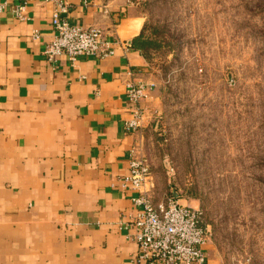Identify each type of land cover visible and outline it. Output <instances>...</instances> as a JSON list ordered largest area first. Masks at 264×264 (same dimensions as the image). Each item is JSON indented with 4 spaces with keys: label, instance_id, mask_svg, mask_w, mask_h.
<instances>
[{
    "label": "crops",
    "instance_id": "1",
    "mask_svg": "<svg viewBox=\"0 0 264 264\" xmlns=\"http://www.w3.org/2000/svg\"><path fill=\"white\" fill-rule=\"evenodd\" d=\"M66 1L67 19L100 28L113 55L74 63L62 56L53 65L43 49L54 3L33 0L26 21L0 12V264H138L128 224L137 191L122 179L134 144L150 159V130L164 105L146 0ZM128 79L153 84L135 133L123 127L132 115ZM209 243L208 264H221Z\"/></svg>",
    "mask_w": 264,
    "mask_h": 264
},
{
    "label": "rangeland",
    "instance_id": "2",
    "mask_svg": "<svg viewBox=\"0 0 264 264\" xmlns=\"http://www.w3.org/2000/svg\"><path fill=\"white\" fill-rule=\"evenodd\" d=\"M144 10L174 43L150 57L164 96L147 146L150 195L199 208L221 264H264V0H146Z\"/></svg>",
    "mask_w": 264,
    "mask_h": 264
},
{
    "label": "built area",
    "instance_id": "3",
    "mask_svg": "<svg viewBox=\"0 0 264 264\" xmlns=\"http://www.w3.org/2000/svg\"><path fill=\"white\" fill-rule=\"evenodd\" d=\"M33 0H0V12L9 8L21 21L29 19L27 7ZM54 3L51 13L52 39L44 45L43 53L51 64L64 56L74 63L83 55L105 58L115 53L112 42L100 28L82 26L70 22L66 13V0H45ZM65 14V15H64ZM32 36L38 37L37 31ZM153 84L128 79L125 93L131 109V117L124 121L127 132H138L142 127L144 108L141 103ZM128 171L123 177V187L137 191L134 197L135 214L129 226L134 228L133 239L137 245L134 257L138 264H208L204 245L212 239L208 225L204 223L202 211L197 207L181 204L177 198L167 197L153 201L149 189L151 166L147 151L136 143L128 155Z\"/></svg>",
    "mask_w": 264,
    "mask_h": 264
},
{
    "label": "trees",
    "instance_id": "4",
    "mask_svg": "<svg viewBox=\"0 0 264 264\" xmlns=\"http://www.w3.org/2000/svg\"><path fill=\"white\" fill-rule=\"evenodd\" d=\"M146 28L150 30L151 36L150 42L147 44L150 45V57L153 52L155 53L161 50L164 52L169 51L172 47L174 48V43L167 39L168 37H166V31L162 27H154L148 23L146 24Z\"/></svg>",
    "mask_w": 264,
    "mask_h": 264
}]
</instances>
